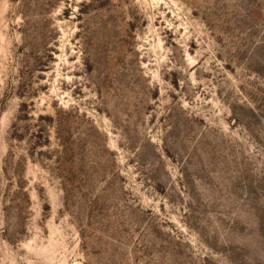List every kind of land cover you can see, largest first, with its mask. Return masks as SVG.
Segmentation results:
<instances>
[{
  "label": "rangeland",
  "instance_id": "obj_1",
  "mask_svg": "<svg viewBox=\"0 0 264 264\" xmlns=\"http://www.w3.org/2000/svg\"><path fill=\"white\" fill-rule=\"evenodd\" d=\"M0 264H264V0H0Z\"/></svg>",
  "mask_w": 264,
  "mask_h": 264
},
{
  "label": "trees",
  "instance_id": "obj_2",
  "mask_svg": "<svg viewBox=\"0 0 264 264\" xmlns=\"http://www.w3.org/2000/svg\"><path fill=\"white\" fill-rule=\"evenodd\" d=\"M44 118L40 117V120H43ZM39 134L36 135V138L40 139V137L42 136V130L38 131Z\"/></svg>",
  "mask_w": 264,
  "mask_h": 264
}]
</instances>
